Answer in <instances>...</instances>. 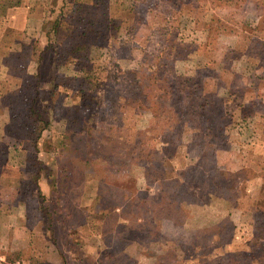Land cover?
<instances>
[{
  "label": "rangeland",
  "instance_id": "374dc122",
  "mask_svg": "<svg viewBox=\"0 0 264 264\" xmlns=\"http://www.w3.org/2000/svg\"><path fill=\"white\" fill-rule=\"evenodd\" d=\"M92 1H29L33 73L13 74L12 92L0 74L5 108L38 116L35 142L17 116L0 166V194L26 197L30 214L29 233H14L28 248L0 244L4 261L224 264L253 252L264 225V0H100L108 16ZM93 19L100 34L80 38ZM80 99L94 102L92 119ZM257 255L233 263L264 264Z\"/></svg>",
  "mask_w": 264,
  "mask_h": 264
},
{
  "label": "crops",
  "instance_id": "0c3cea01",
  "mask_svg": "<svg viewBox=\"0 0 264 264\" xmlns=\"http://www.w3.org/2000/svg\"><path fill=\"white\" fill-rule=\"evenodd\" d=\"M29 1L31 0H16L15 2H12V0H2L0 6V74L2 73L6 77L3 82L9 86L11 92L14 85L18 84L14 82L15 78L13 74L18 76L19 73V78L21 79L22 75L20 73L23 74L24 72V76L27 77L28 73L31 72L30 66L32 62L26 59L28 57V50L25 49L30 46L27 39L32 36L34 37L30 33L31 28H29L32 26L29 18L32 4ZM10 32H13L15 35L13 34L12 37H9L8 34ZM27 83V80L22 81L23 88ZM2 85L4 84H0V86ZM1 94L4 95V91ZM0 101L3 104V106H0V139L12 144L10 143V139H13V131L11 129L20 116L18 112L13 111L12 104L9 105L12 109L9 106V108H5L4 105L8 101V96L1 97ZM13 114L16 116L15 119L12 118ZM6 178L0 177V183L6 184ZM10 184H12V180ZM8 192L9 190L0 194V244L1 246L5 245L4 248L7 250L23 248L21 251H24L29 246L28 239L26 240L23 236L20 237L17 234L14 235V233H29V226L25 222L27 221L25 215H30L29 210L26 208L27 198L21 197L18 205L16 201L12 200L13 195ZM8 200L15 202V204L12 205L11 202H7ZM6 233L9 234V238L12 237V240L10 239L11 242L8 244H6V238L4 237ZM5 256V253L0 250V264H9L6 260L4 261L6 259Z\"/></svg>",
  "mask_w": 264,
  "mask_h": 264
},
{
  "label": "trees",
  "instance_id": "16d2710c",
  "mask_svg": "<svg viewBox=\"0 0 264 264\" xmlns=\"http://www.w3.org/2000/svg\"><path fill=\"white\" fill-rule=\"evenodd\" d=\"M92 3H93L92 5H94V10L96 9L97 12L103 13L104 16L105 15L108 16L107 6H109L110 4H108L104 9V8H102V7H104V5L101 4L100 0H93ZM132 9L133 10L135 9V5L132 6ZM85 10L88 11V6L85 7ZM89 10H91V9H89ZM109 20H110V22L114 21V23H116V21L113 17H109ZM95 22H96V20L93 19V20H91V22H89L86 25H84L83 27H81V29H83V30L80 32V38H83L85 40H89L91 37H92V39H94V36H98L100 34V32L96 30V23ZM81 35H83V36H81ZM83 47L85 49H88L87 46H83ZM91 75H93V74H90V76ZM90 76H88L87 78H89ZM87 78H85V79H87ZM88 90H90V92L93 91L92 88H88ZM82 97H83V95H82ZM79 105H80V107H79L78 111L80 113V118H83V116L85 115V117L87 116V119H89V120L92 119V117H93V114H92L93 113L92 112L93 111V105H95L94 102L92 100H90L87 103V101L80 99ZM36 118H38V116H37V114L34 110V107L32 105H31V107L30 106L27 107L26 111L22 112V110H21L19 124L20 123H21V125L23 124V126L26 129H30L31 127H33L31 130H27L26 136H28L29 138L34 140V142L36 141V138H34L30 134H32L34 132V126L37 123ZM12 135H13V138L16 136L13 133H12ZM10 149L11 148H10L9 143L7 141L0 139V166L6 165L7 160L5 159V157H6V154H9V152H11ZM15 151H16V149H15ZM36 161H37V163H40V165H41L40 160L36 159ZM41 170H42V166H39L38 171L32 173V178L34 180L38 179L41 176V172H40ZM262 223L263 222H261L259 229L257 227L256 232H255L254 237H253V241L251 243H249L251 245L248 247V251L251 250L253 252L241 253L242 251L241 252L239 251V252H235L233 254V251H232V259H228L229 261L227 263L224 261V264H234L233 259H236L239 257H242L243 260L245 259V257L258 256L257 254H262V257H264V250L262 251V253L258 252L259 248L263 246L261 241H262V238L264 237V225ZM249 253H251V254H249ZM242 259H239V260H242ZM230 260H231V262H230ZM241 262L243 264H245V261H241ZM235 263L238 264L240 262L236 261Z\"/></svg>",
  "mask_w": 264,
  "mask_h": 264
},
{
  "label": "built area",
  "instance_id": "2783aa9c",
  "mask_svg": "<svg viewBox=\"0 0 264 264\" xmlns=\"http://www.w3.org/2000/svg\"><path fill=\"white\" fill-rule=\"evenodd\" d=\"M15 264H26L23 260H18Z\"/></svg>",
  "mask_w": 264,
  "mask_h": 264
}]
</instances>
